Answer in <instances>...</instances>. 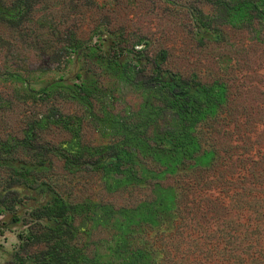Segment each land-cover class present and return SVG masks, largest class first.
I'll list each match as a JSON object with an SVG mask.
<instances>
[{
    "label": "trees",
    "instance_id": "1",
    "mask_svg": "<svg viewBox=\"0 0 264 264\" xmlns=\"http://www.w3.org/2000/svg\"><path fill=\"white\" fill-rule=\"evenodd\" d=\"M39 2L0 0V22L18 24ZM202 3L210 11L205 12ZM189 5L203 27L202 36L216 15L222 23L237 27L257 23L264 30V0H192ZM219 36V32L208 34L212 39ZM78 39L72 35L64 39V48L76 60L84 55ZM137 44L138 40L111 34L105 47L101 42L89 46L90 52L98 49L91 52L92 63L99 62L114 80L140 91L138 107L127 108L124 114L105 110L98 116L93 112L94 100L104 101L106 92L89 74L90 62L86 67L80 65L75 72L78 80L71 82L62 74L38 86L34 84L38 79L25 78L24 72L42 74L54 68L42 63L8 72L19 84V99L75 100L103 123L98 130L109 140L85 142L82 117L63 113L57 106L29 117L21 138L0 140V213L9 211L11 222L25 225L18 234V248L2 264H158L163 249L139 237L148 227L169 228L170 236L179 238L177 242L189 238L181 246H172L182 248L185 260L178 264H264V168L236 176L232 200L214 197L212 204L221 207L223 202L225 211L216 214L207 227L213 235L210 243H204L202 236L197 238L195 229L186 234L187 228L173 226L180 217V191L160 181L171 176L186 178L194 169H206L214 162L215 151L203 146L198 126L216 116L226 103L227 86L223 81L205 82L164 67L144 48H135ZM52 124L64 128L69 137L56 145L40 142V132ZM53 158L61 160L69 172L99 173L108 191L155 180L153 194L136 205L117 208L89 199L73 202L51 179ZM88 222L111 232L106 252L80 239L79 231Z\"/></svg>",
    "mask_w": 264,
    "mask_h": 264
},
{
    "label": "rangeland",
    "instance_id": "2",
    "mask_svg": "<svg viewBox=\"0 0 264 264\" xmlns=\"http://www.w3.org/2000/svg\"><path fill=\"white\" fill-rule=\"evenodd\" d=\"M192 0H40L24 19L14 26L0 22V140L21 138L22 128L33 114L49 111L57 106L63 113L82 117V139L88 143L109 140L98 130L103 123L84 106L72 99L49 96L42 102L21 100L16 90L19 84L10 78L9 71L25 66L46 64L54 67L40 74L24 72L31 81L39 84L65 76L66 82L77 81L75 72L80 65L87 66L106 92L104 101L94 100L93 112L102 116L105 110L124 114L127 108H137L141 93L129 84L114 80L104 66L93 62L89 46L105 42L111 34H121L130 41L138 40L135 48H144L150 56L161 61L164 67L184 75H195L205 82L223 81L227 86V100L218 114L199 126L203 146L215 151L214 162L205 168H196L181 176L168 177L160 182L171 183L180 191L177 198L180 217L173 226L185 227L204 243L213 239L208 225L225 207L214 206L213 199L230 201L236 196V176L248 169L264 168V30L253 23L237 27L219 21L214 16L208 33L201 35L202 26L191 10ZM210 11L208 4L200 5ZM210 18H203V20ZM220 33L218 39L208 34ZM66 35L79 38L83 54L78 60L64 48ZM69 137L62 127L50 125L40 132V142L56 145ZM51 179L59 191L73 202L89 199L94 202L120 206H133L153 194L155 180L140 185H129L108 191L100 174L78 170L69 172L58 158H53ZM264 177V170L262 171ZM191 176V178H190ZM249 176V174H247ZM231 197V199H229ZM207 204V208L205 206ZM221 204V203H220ZM22 222H11L9 211L0 213V264L10 258L18 248V234L24 229ZM204 228L203 230L201 229ZM201 229V230H198ZM193 232V231H191ZM111 232L103 226L88 222L79 231L82 241L100 246L104 253ZM169 228H146L140 238L152 246H160L164 253L158 264H178L185 240L177 242ZM162 253V252H161ZM107 259L108 256H103ZM109 264V263H101Z\"/></svg>",
    "mask_w": 264,
    "mask_h": 264
}]
</instances>
